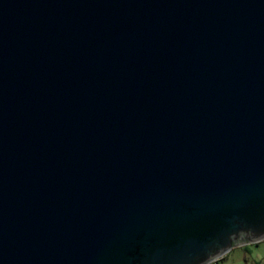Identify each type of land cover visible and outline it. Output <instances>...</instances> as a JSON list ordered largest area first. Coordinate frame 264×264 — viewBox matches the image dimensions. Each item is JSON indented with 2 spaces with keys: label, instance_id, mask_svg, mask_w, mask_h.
<instances>
[{
  "label": "water",
  "instance_id": "95a60500",
  "mask_svg": "<svg viewBox=\"0 0 264 264\" xmlns=\"http://www.w3.org/2000/svg\"><path fill=\"white\" fill-rule=\"evenodd\" d=\"M262 239L264 0H0V264Z\"/></svg>",
  "mask_w": 264,
  "mask_h": 264
},
{
  "label": "rangeland",
  "instance_id": "374dc122",
  "mask_svg": "<svg viewBox=\"0 0 264 264\" xmlns=\"http://www.w3.org/2000/svg\"><path fill=\"white\" fill-rule=\"evenodd\" d=\"M208 264H264V239L256 243L235 245Z\"/></svg>",
  "mask_w": 264,
  "mask_h": 264
},
{
  "label": "crops",
  "instance_id": "0c3cea01",
  "mask_svg": "<svg viewBox=\"0 0 264 264\" xmlns=\"http://www.w3.org/2000/svg\"><path fill=\"white\" fill-rule=\"evenodd\" d=\"M248 249H246V251H247Z\"/></svg>",
  "mask_w": 264,
  "mask_h": 264
}]
</instances>
